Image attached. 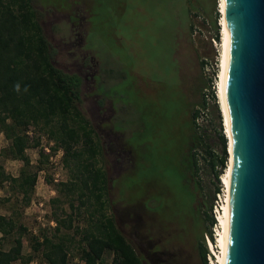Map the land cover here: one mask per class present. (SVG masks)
<instances>
[{"label": "rangeland", "instance_id": "obj_1", "mask_svg": "<svg viewBox=\"0 0 264 264\" xmlns=\"http://www.w3.org/2000/svg\"><path fill=\"white\" fill-rule=\"evenodd\" d=\"M31 6L47 40L52 64L80 79L76 105L89 121L100 147L95 166L106 176L104 212L131 242L130 227L119 217L124 205L138 198L137 192L131 195L123 190L137 181L140 164L127 161V155L113 143L123 141L135 156L139 155L137 145L143 137L145 120L143 106L152 98L150 92L166 91L168 100L175 102L177 98L185 103L186 99V106L198 109L195 125L203 131L214 161L221 154L220 135L227 145L216 97L221 49L218 0H31ZM215 27L217 39L213 37ZM210 77L215 101L209 98L206 88ZM203 99L204 108L200 106ZM150 103L151 109L157 111L158 103L153 98ZM26 134L30 143L24 151L28 169L36 171L29 202L24 205L20 192L7 183L0 186V214L10 216L16 225L25 228L20 238L22 259L10 264H46L39 252L31 250V237L51 236L54 217L66 218L69 213L72 227L59 231L70 239L68 263L85 264L80 248L89 223L87 213L79 209L72 214L66 191H55L59 182L68 180L62 149L49 138L46 129L29 125ZM34 141L36 145L32 144ZM7 145L8 140L0 132V168L15 177L22 162L2 154ZM40 150L44 156L39 155ZM197 158L195 199L209 202L216 181L201 154ZM180 162L185 166L182 159ZM132 164L135 170L131 169ZM181 186H186L185 180ZM16 235L14 232L0 238V248L7 250ZM167 237L168 264H200L198 239L187 242L177 236ZM29 254L32 258L25 262ZM111 258L105 252L96 264H109Z\"/></svg>", "mask_w": 264, "mask_h": 264}, {"label": "trees", "instance_id": "obj_2", "mask_svg": "<svg viewBox=\"0 0 264 264\" xmlns=\"http://www.w3.org/2000/svg\"><path fill=\"white\" fill-rule=\"evenodd\" d=\"M218 35L215 27L213 37L217 39ZM79 81L77 75L62 72L52 64L48 43L35 18L31 0H0V132L8 140L2 154L22 162L15 177L6 175L0 168V186L3 182L7 183L14 191L20 192L24 205L29 202L36 171L28 169L29 163L24 153L30 146L26 128L33 125L46 129L49 138L62 149V163L68 172V180L59 182L55 191H66L72 214L82 209L88 216L89 223L81 237L84 245L80 248V257L83 262L96 264L102 254L107 252L112 255L109 264H141L140 257L118 230L114 219L104 212L107 207L106 176L100 167L95 166V156L100 147L94 138V130L76 105ZM211 82L210 77L206 88L209 98L215 101ZM205 104L203 99L200 106L204 108ZM191 112L190 140L193 146L186 169L182 174L177 173V181L185 180L186 186L180 185L185 198L182 205L188 206L193 214L191 233L193 237H198L201 261L205 264L203 233H209L212 220L208 214L210 201L195 199L197 154H201L202 160L207 162L213 172L216 181L214 190L218 176L224 174L227 167L228 142L226 145L225 138L220 135L221 154L214 161L203 131L195 125L198 109ZM32 144L36 145L37 141ZM39 155L44 156L41 150ZM215 166L219 169L215 170ZM194 201L196 204H193ZM54 223L51 236L31 237V250L39 252L46 264H69L67 250L70 239L67 240L59 231L72 227L71 214L66 218L55 216ZM24 230L10 216L0 214V238L14 232L17 234L11 238L7 250L0 248V264L22 259L20 238ZM31 258L30 254L27 255L25 262Z\"/></svg>", "mask_w": 264, "mask_h": 264}, {"label": "water", "instance_id": "obj_3", "mask_svg": "<svg viewBox=\"0 0 264 264\" xmlns=\"http://www.w3.org/2000/svg\"><path fill=\"white\" fill-rule=\"evenodd\" d=\"M234 171L224 264H264V0H227Z\"/></svg>", "mask_w": 264, "mask_h": 264}, {"label": "flooded vegetation", "instance_id": "obj_4", "mask_svg": "<svg viewBox=\"0 0 264 264\" xmlns=\"http://www.w3.org/2000/svg\"><path fill=\"white\" fill-rule=\"evenodd\" d=\"M149 96L158 103L157 111L151 109L152 98H148L143 106L145 120L143 137L137 145L139 155L135 156L123 141L113 143L120 153L127 155V161L133 163L136 160L140 164L137 181L123 190L131 195L137 192L138 198L124 205L119 219L130 227L132 241L129 243L140 257L141 264H168L167 235L187 242L191 238L198 239L191 233L193 214L188 206L182 205L185 199L180 186L182 181H177V173L186 169L193 146L190 140L192 112L188 104L186 106V99L185 103L177 98L175 102L168 100L166 91H151ZM134 166L131 165L132 170L136 169ZM166 230L169 232L165 236ZM199 258L202 264L200 253Z\"/></svg>", "mask_w": 264, "mask_h": 264}, {"label": "bare ground", "instance_id": "obj_5", "mask_svg": "<svg viewBox=\"0 0 264 264\" xmlns=\"http://www.w3.org/2000/svg\"><path fill=\"white\" fill-rule=\"evenodd\" d=\"M217 11L220 14V66L218 78L216 80V97L217 104L222 116V124L224 134L228 142V164L224 174L220 175L219 181L225 188L226 201L223 206L222 218L220 220L222 230L220 232L218 241L222 250L221 257L219 258L218 264H224L226 251H227V237H228V220H229V209H230V195L232 187V177L234 169V145L232 136V122L231 115L227 105V72L229 62V49H230V28H229V13L227 0H218Z\"/></svg>", "mask_w": 264, "mask_h": 264}, {"label": "built area", "instance_id": "obj_6", "mask_svg": "<svg viewBox=\"0 0 264 264\" xmlns=\"http://www.w3.org/2000/svg\"><path fill=\"white\" fill-rule=\"evenodd\" d=\"M219 177L220 175L218 176L216 188L213 190L208 210V214L210 215L212 220L209 225V233H203V242L205 246V264H218L219 258L222 254L218 238L222 230L220 220L222 218V211L226 201V195L225 188L219 181Z\"/></svg>", "mask_w": 264, "mask_h": 264}, {"label": "crops", "instance_id": "obj_7", "mask_svg": "<svg viewBox=\"0 0 264 264\" xmlns=\"http://www.w3.org/2000/svg\"><path fill=\"white\" fill-rule=\"evenodd\" d=\"M112 130H113V128H112Z\"/></svg>", "mask_w": 264, "mask_h": 264}]
</instances>
